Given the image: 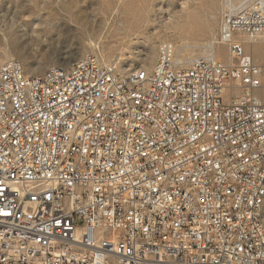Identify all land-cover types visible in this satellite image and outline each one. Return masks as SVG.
Masks as SVG:
<instances>
[{
    "label": "built area",
    "instance_id": "1",
    "mask_svg": "<svg viewBox=\"0 0 264 264\" xmlns=\"http://www.w3.org/2000/svg\"><path fill=\"white\" fill-rule=\"evenodd\" d=\"M241 3L229 62L164 41L127 79L96 53L0 65V264H264V71L238 39L264 0Z\"/></svg>",
    "mask_w": 264,
    "mask_h": 264
},
{
    "label": "rangeland",
    "instance_id": "2",
    "mask_svg": "<svg viewBox=\"0 0 264 264\" xmlns=\"http://www.w3.org/2000/svg\"><path fill=\"white\" fill-rule=\"evenodd\" d=\"M151 1L149 14L136 13L128 7L118 12L115 6L119 3L113 12L104 14L102 5L91 3L87 12L92 23L80 26L55 22L68 19L59 11L57 0H0V65L15 57L23 63L27 74L35 75L96 53L115 63L119 73L127 74L139 68H152L164 41L173 43L175 56L183 63L215 50L223 61H230L228 47L217 42L227 0ZM233 1L235 5L243 2ZM39 15L50 19L40 21ZM238 39L264 71V38L253 42L244 36ZM239 92L228 88L224 98L229 100ZM255 92L262 96L260 90Z\"/></svg>",
    "mask_w": 264,
    "mask_h": 264
},
{
    "label": "bare ground",
    "instance_id": "3",
    "mask_svg": "<svg viewBox=\"0 0 264 264\" xmlns=\"http://www.w3.org/2000/svg\"><path fill=\"white\" fill-rule=\"evenodd\" d=\"M57 1H58L57 4L60 7L59 11H62L63 14L67 15L68 19L59 18L55 22H57L58 24L59 22L63 21L69 24L72 23V24H76L80 26H88L89 23H92V20L90 19V13L87 12V9L90 6V4L91 3L93 4L94 2L103 6L102 12L104 14H108V11H112L115 7H117L118 12H120V10H122L123 8L128 7L134 10V12L136 11V13L149 14L150 13L149 10H151L150 7L153 4L151 0L149 1H146V0H64V1L57 0ZM116 3L117 4L119 3L120 5L115 6L117 5ZM242 5L243 3H240V4L238 3V5H235V7L239 8ZM73 8H76V10ZM38 19L40 21L41 20L45 21L50 18L39 15ZM176 20H179V19H176ZM158 59H160V49H159V55H158L157 60ZM142 70H149V69L139 68L127 74L119 73V76H120V79H127L129 77H137V75H142ZM116 72H118L117 67H116ZM263 206H264V200L261 202V214L262 215H263Z\"/></svg>",
    "mask_w": 264,
    "mask_h": 264
}]
</instances>
